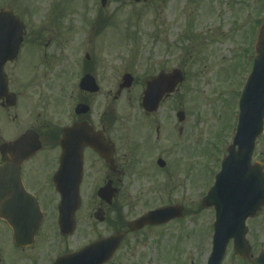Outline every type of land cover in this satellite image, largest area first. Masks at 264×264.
<instances>
[{"label": "rangeland", "instance_id": "rangeland-1", "mask_svg": "<svg viewBox=\"0 0 264 264\" xmlns=\"http://www.w3.org/2000/svg\"><path fill=\"white\" fill-rule=\"evenodd\" d=\"M5 5L25 23L21 51L39 48L61 54V62L56 58L51 66L53 95L68 96L72 90L75 101L80 78L90 73L99 86L93 101L100 110L112 105L136 119L150 75L175 68L185 73L179 92L162 103L157 114L163 116L169 135L162 154L165 171L157 170L154 149L142 159V171L128 173L121 182L123 217L131 220L176 204L184 215L137 235L121 262L206 264L214 211L203 209L200 201L232 140L248 61L255 57L264 24V0H108L105 8L100 0H0V7ZM125 74L134 83L114 100ZM179 110L185 113L182 125L175 118ZM261 154L260 140L254 160ZM247 227L256 257L264 248V213L249 220ZM223 264L250 263L237 261L230 245Z\"/></svg>", "mask_w": 264, "mask_h": 264}, {"label": "flooded vegetation", "instance_id": "flooded-vegetation-1", "mask_svg": "<svg viewBox=\"0 0 264 264\" xmlns=\"http://www.w3.org/2000/svg\"><path fill=\"white\" fill-rule=\"evenodd\" d=\"M5 52L0 51V264H100L99 255L107 249L95 244L114 237L119 245L103 264H122L134 238L152 227L128 231L139 216L123 217L121 182L128 173L142 171V159L154 149L155 166L164 170L157 167L169 140L163 116L157 117L159 110L142 111L135 119L112 105L100 110L96 94L80 90L75 101L72 90L68 96L53 95L51 66L56 58L61 62L59 51H17L4 60ZM78 106L88 111L76 112ZM66 131H72L70 143L83 144L80 206L72 232L59 226L61 198L68 196L62 191L78 174L62 165ZM261 137L263 142L264 126ZM259 157L264 167V155ZM105 186L113 190L110 202L99 194Z\"/></svg>", "mask_w": 264, "mask_h": 264}, {"label": "water", "instance_id": "water-1", "mask_svg": "<svg viewBox=\"0 0 264 264\" xmlns=\"http://www.w3.org/2000/svg\"><path fill=\"white\" fill-rule=\"evenodd\" d=\"M106 0H102L105 4ZM139 2L140 0H134ZM146 1V0H144ZM22 41L20 22L13 20L11 14L4 10L0 12V51H18ZM258 58L254 62L250 85L254 84L259 73H264V28L261 31L259 44L257 47ZM7 56V55H6ZM11 56V54H8ZM180 73L174 72L170 75H162L147 84L144 93L143 107L151 112L156 110L164 94H170L175 86L181 82ZM131 78H123L120 90L129 88ZM81 89L90 93L98 89L90 77H85L81 82ZM253 101H241V113L234 145L239 146L238 152H234L232 147L229 151L230 158L223 165V170L216 178L215 186L211 189L207 197L203 200L204 207L213 206L216 211V222L213 226V248L207 264H220L225 254L228 242L233 239L234 252L239 258H244L249 252V247L245 241L247 229L245 221L253 218L264 206V172L258 166H250V158L254 147V141L261 133L262 121L264 117V99L259 102L261 112L258 113V104ZM180 116V115H179ZM64 144V142H63ZM75 160H80L79 156ZM77 166V164H76ZM79 166V165H78ZM243 173H247V176ZM72 183L68 196L62 200L60 214L62 224L72 222L73 214L78 208V183L79 176ZM108 192L102 190V193ZM181 216V209L178 207L166 208L150 213L135 224L133 230L141 228L145 224L158 225ZM253 264H264V252Z\"/></svg>", "mask_w": 264, "mask_h": 264}]
</instances>
